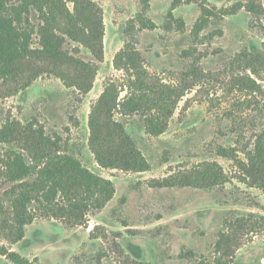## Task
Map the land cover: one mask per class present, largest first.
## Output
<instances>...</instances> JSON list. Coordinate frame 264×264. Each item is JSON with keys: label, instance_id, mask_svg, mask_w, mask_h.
Masks as SVG:
<instances>
[{"label": "rangeland", "instance_id": "rangeland-1", "mask_svg": "<svg viewBox=\"0 0 264 264\" xmlns=\"http://www.w3.org/2000/svg\"><path fill=\"white\" fill-rule=\"evenodd\" d=\"M93 1L103 9L102 59L85 45L68 40L66 46L78 63L90 65L87 73L80 63L79 67L70 64L64 70L67 78L53 70L16 95L5 94L10 84L4 85L0 77V125L8 118L29 120L63 137L90 170L114 182L115 194L87 223L35 219L24 238L12 244L13 250L37 258L38 264H130L134 259L188 264L179 258L184 249L212 261L218 231L228 221L232 264H264V193L240 182L233 161L218 156L214 148L234 137L229 131L234 119L228 113L251 114L237 78L246 73L244 55L264 51V0H253L262 9L257 16L246 7L252 0H206L216 13L211 17L196 3H182L172 10L173 0ZM205 16L208 24L198 32ZM124 49L136 69L126 66V59L116 61ZM32 64L37 61L23 70ZM91 69L92 87L85 92L76 85L83 77L89 80ZM24 75L18 79L20 85L27 83ZM135 79L148 86H177L186 95L167 133L150 137L139 130L135 134L149 170L103 167L88 146L91 108L109 85L120 103L134 91ZM206 160L221 164L232 181L213 190L159 187L156 182L174 171L179 177L180 170L192 171ZM227 196L228 202H223ZM248 213L257 216L237 221ZM9 244L0 240V245ZM0 264L14 263L0 256Z\"/></svg>", "mask_w": 264, "mask_h": 264}, {"label": "trees", "instance_id": "trees-1", "mask_svg": "<svg viewBox=\"0 0 264 264\" xmlns=\"http://www.w3.org/2000/svg\"><path fill=\"white\" fill-rule=\"evenodd\" d=\"M182 3H196L209 17L216 16L213 7L205 4L206 0H173L172 10ZM246 7L253 16L262 13L253 0ZM208 20L205 16L198 24V32ZM103 31V9L93 0H0V77L4 85L10 84L5 94L22 93L33 79L52 75L53 70L65 79L70 64L79 67L80 63V69L87 73L90 65L78 63L66 43L69 40L78 42V46L85 45L102 59ZM244 56L246 73L237 81L244 91L243 102L251 106V114L246 117L248 112L244 110L239 114L228 113L234 119L229 128L234 137L215 144L214 148L218 156L233 161L240 182L264 193V51L257 49ZM121 59H126V66L137 68L125 49L116 57L117 62ZM35 60L37 64L23 70ZM92 72L91 69L88 73L89 80L83 77L78 82L79 89L85 92L91 89ZM23 75L28 80L20 85L18 79ZM112 89L109 85L91 108L88 146L103 167L149 170L151 165L143 157L135 134L139 130L150 137L167 133L186 93L177 86L158 83L148 86L135 79L134 91L119 103ZM0 145L4 147L0 149V240L10 243L0 245V256L14 264H38L37 258L24 257L12 247L24 238L26 227L35 219L87 223L114 197V182L90 170L73 154L63 137L47 133L44 126L8 118L0 125ZM195 168L180 170L179 177L175 175L178 171H174L156 182L159 187L213 190L232 181L221 164L206 160ZM223 202H228V196ZM256 216L248 213L237 221L247 222ZM96 229L91 231L92 236ZM229 238L226 221L218 231L214 260L197 257L193 249H184L179 258L188 264H232L228 257ZM130 262L153 264L138 259Z\"/></svg>", "mask_w": 264, "mask_h": 264}]
</instances>
